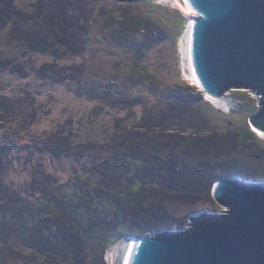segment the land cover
<instances>
[{"label":"rangeland","instance_id":"rangeland-1","mask_svg":"<svg viewBox=\"0 0 264 264\" xmlns=\"http://www.w3.org/2000/svg\"><path fill=\"white\" fill-rule=\"evenodd\" d=\"M179 1H0V264H115L128 235L226 213L215 180L264 184L256 96L232 89L218 109L184 76ZM137 151L132 167L120 157ZM49 195L52 211L21 239L20 205ZM107 195L124 225L100 207Z\"/></svg>","mask_w":264,"mask_h":264},{"label":"water","instance_id":"water-1","mask_svg":"<svg viewBox=\"0 0 264 264\" xmlns=\"http://www.w3.org/2000/svg\"><path fill=\"white\" fill-rule=\"evenodd\" d=\"M184 1L196 13L187 46L197 91L211 99L232 89L253 93L258 110L248 123L264 133V0ZM210 196L226 213L135 237L125 264H264V184L218 179Z\"/></svg>","mask_w":264,"mask_h":264},{"label":"trees","instance_id":"trees-1","mask_svg":"<svg viewBox=\"0 0 264 264\" xmlns=\"http://www.w3.org/2000/svg\"><path fill=\"white\" fill-rule=\"evenodd\" d=\"M4 16H7V15L5 14ZM136 26H137V21L135 23V27ZM232 86L236 87L238 85L236 83H233ZM192 89H194V87H192ZM199 96L200 95H198L195 98H197V99L200 100ZM144 153L145 152L137 151L134 155H129V156L128 155H125V156L121 155L120 157L123 160L125 159L124 161L128 164L129 167H132L136 163L140 162L141 159H144V157H143L144 156L143 155ZM160 153H161V150H159L157 152L156 156L159 158V160L162 161L163 158L160 157ZM138 156L140 158H138ZM174 156L176 158L179 157L178 155H174ZM82 173H83V175L85 177H87L86 180H88L89 182H90V180L93 181V179L91 178V175H89V176H86L85 175V173H88V172H85L84 171ZM74 189H75L74 185L73 186H70V185H64L63 186V191H64V193L66 195H64L63 197H61L59 200H61L63 203H65V207L66 208H69L68 207L69 203L73 202L72 201L73 200L72 196L74 194H76V192L74 191ZM55 190H56V188L54 189V191ZM60 193H62L61 190H60ZM51 197H53V195H49L48 197H41V198H38L37 200L34 201V203H35L34 205L35 206L36 205L37 206L39 205L37 208H42L41 213H39L37 211H28L29 207L31 209H34L35 206H32V207H31V205L27 206L28 204L20 205L21 206L20 219L18 220L17 223H15V226L17 227V230H18V236H20L21 239L26 240L27 239V236L30 235L32 233V231H37L38 230V227H39V222L41 220H43L44 218H46L45 215H49L50 214V212L52 211V206H54V204H56V200L52 199ZM99 203L101 204L100 207H102L104 209L105 214L107 216H109V222H114V221L117 222V221H119V225L120 226L124 225L123 214H122V205L123 204L120 205V200L118 201L117 198L109 197L108 195L105 196V197L100 196L99 197ZM93 205H94V203H93ZM97 209L99 210V208H96L95 213L98 212ZM7 217L9 219L5 220V218H7ZM98 217H99V215H98ZM102 217H103V215H100V221H101ZM211 217H214V216H211ZM2 219L5 220V221H7V222H10L11 219H12V214L6 215V217H4ZM105 226H106V224H104V222L101 221V223L99 224V226L97 227V229H99V227H100V229H104ZM23 228H24V230L21 231L20 229H23ZM139 234L140 233L135 232L133 235H128V236L137 237ZM128 236H126V237H128ZM120 238L121 237H119V239ZM119 239H117V240H119Z\"/></svg>","mask_w":264,"mask_h":264},{"label":"bare ground","instance_id":"bare-ground-1","mask_svg":"<svg viewBox=\"0 0 264 264\" xmlns=\"http://www.w3.org/2000/svg\"><path fill=\"white\" fill-rule=\"evenodd\" d=\"M165 1H167V2L174 1V4L178 5L177 4V0H165ZM178 2H180V1L178 0ZM181 3L184 6L183 9L188 13V15L186 13L188 21H187V24H186V26L184 28L183 35H181L183 37L182 38L183 43L180 44V52H181V57H182V59H181L182 60L181 61V69L183 71L184 76L186 78L190 79V81L193 82L192 84L195 85V84H197V82H196L194 76L191 73V68H190V64H189V57H188V46H187V44H188V33H189L190 25H191V22H193V20L195 19L196 13L191 12V11H189L186 8V2L184 0H181ZM174 4H172V5H174ZM202 95L204 97V100H206L207 102L211 103L213 106H220V108H218V109H223L224 106H226L224 100H222V97L216 98V99H211L208 96H206L205 93H202ZM209 100H211V102ZM217 100H222V104H224V106L221 105V102L217 101ZM258 134H260V133L258 132ZM128 238L124 239L123 241H121L119 243V246H120L119 252L120 253L118 254V256L115 259L116 260L115 264H125L127 256H128V253H129V250H130V247H131L132 242L134 241L135 237L130 238V239H128ZM125 240H127L126 244L125 243L122 244Z\"/></svg>","mask_w":264,"mask_h":264},{"label":"clouds","instance_id":"clouds-1","mask_svg":"<svg viewBox=\"0 0 264 264\" xmlns=\"http://www.w3.org/2000/svg\"><path fill=\"white\" fill-rule=\"evenodd\" d=\"M251 131L253 132V128H251ZM254 134V133H253ZM255 135V134H254ZM259 137H263V136H259Z\"/></svg>","mask_w":264,"mask_h":264}]
</instances>
